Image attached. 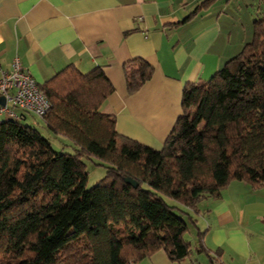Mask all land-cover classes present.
Here are the masks:
<instances>
[{
    "label": "trees",
    "instance_id": "1",
    "mask_svg": "<svg viewBox=\"0 0 264 264\" xmlns=\"http://www.w3.org/2000/svg\"><path fill=\"white\" fill-rule=\"evenodd\" d=\"M123 69L130 93L153 74L141 58ZM38 88L49 103L43 127L73 151L54 149L21 117L0 119V264H130L157 250L176 262L195 247L184 234L202 198L232 180L264 185V11L238 53L184 84L160 149L118 133L100 110L114 90L100 66L67 65ZM85 158L105 166L89 188Z\"/></svg>",
    "mask_w": 264,
    "mask_h": 264
},
{
    "label": "crops",
    "instance_id": "2",
    "mask_svg": "<svg viewBox=\"0 0 264 264\" xmlns=\"http://www.w3.org/2000/svg\"><path fill=\"white\" fill-rule=\"evenodd\" d=\"M238 7L239 0H0V66L18 58L37 84L67 65L100 66L114 88L100 110L114 114L118 133L160 149L182 113L184 84L210 78L251 39L252 16ZM133 58L153 74L130 93L123 68ZM192 216L189 256L172 262L157 250L130 264H264V185L232 180Z\"/></svg>",
    "mask_w": 264,
    "mask_h": 264
},
{
    "label": "built area",
    "instance_id": "3",
    "mask_svg": "<svg viewBox=\"0 0 264 264\" xmlns=\"http://www.w3.org/2000/svg\"><path fill=\"white\" fill-rule=\"evenodd\" d=\"M0 96L4 97V104H0V114L4 113L11 118H19V115L9 104L39 117L49 107L34 77L24 69L18 58H14L10 69L0 66Z\"/></svg>",
    "mask_w": 264,
    "mask_h": 264
},
{
    "label": "rangeland",
    "instance_id": "4",
    "mask_svg": "<svg viewBox=\"0 0 264 264\" xmlns=\"http://www.w3.org/2000/svg\"><path fill=\"white\" fill-rule=\"evenodd\" d=\"M239 2H240V8L238 7L237 11L240 12L241 16L244 14L246 15V17L252 16V19H250L251 21H253V19L257 17H260L264 11V0H239ZM230 4L236 6L237 0H230ZM9 107L12 109H17L21 111L22 113H24L27 116V118H26V121L23 120V122L34 126L38 131H40V133L44 137L49 139L54 149L68 151V152L73 151L72 147L69 146L68 141L65 138L53 135L47 129H45V127H43L44 125L39 116H36L24 110H20L17 107L11 106L10 104H9ZM4 116H5L4 113L0 114V119L4 118ZM84 162H85V169L87 171V179H86L85 186L86 188H89L93 186L94 184H96L105 175V166L96 163L97 160L93 158L92 159L85 158ZM166 200L170 204L177 205V203L172 199H166ZM201 202H202V199L200 203L198 204L200 209H201ZM181 208L186 213L191 212L185 207H181ZM176 212L180 213L185 218L187 217L185 212H179V211H176ZM190 214L192 215V213ZM188 226H189V230L184 234L185 238L187 239L191 238L192 223L190 221H188Z\"/></svg>",
    "mask_w": 264,
    "mask_h": 264
},
{
    "label": "water",
    "instance_id": "5",
    "mask_svg": "<svg viewBox=\"0 0 264 264\" xmlns=\"http://www.w3.org/2000/svg\"><path fill=\"white\" fill-rule=\"evenodd\" d=\"M0 104H4V97L0 96ZM125 181L132 184L134 187L137 186V182L130 177H125Z\"/></svg>",
    "mask_w": 264,
    "mask_h": 264
}]
</instances>
